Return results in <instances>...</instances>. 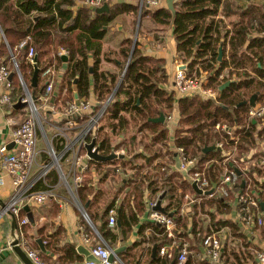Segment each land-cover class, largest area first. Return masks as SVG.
<instances>
[{
    "label": "trees",
    "instance_id": "obj_1",
    "mask_svg": "<svg viewBox=\"0 0 264 264\" xmlns=\"http://www.w3.org/2000/svg\"><path fill=\"white\" fill-rule=\"evenodd\" d=\"M225 1L175 0L174 15L167 7H155L152 10V22L163 25L172 24L176 52L187 64V75H191L193 71L196 75H199L201 71H205L207 86L216 89H219L220 84L224 81L233 79V75L235 76L234 81L223 90H219L217 101L210 98L205 99L198 95L176 99L173 93H168L159 86L165 79L159 61L143 55L134 46L123 78L107 105L104 115L110 120L108 127L111 128L112 132H123L124 128H128L130 122L137 133H143L147 130V135L142 134L139 136L138 143L143 146V149L134 154L133 161L113 159L100 162L90 159L89 162L129 164L136 169H141L144 165L142 163L138 164V162L139 158H142L145 164H149L157 157L155 152L157 149H152L155 144L159 143L168 147L169 130L164 122H152L148 118L156 117L161 112L167 115L174 106L179 115L174 127V146L183 147L186 153L197 157L199 159V169L206 161H209L205 171L210 182L218 180L223 172V166H235L233 158L226 156V153L223 152L224 149H231L235 146L237 149L235 157L240 159L245 151L254 144L252 131L255 129V123L246 115L249 105H236L240 101L248 99L253 93H257V100L264 101V13L254 10V14H247V20H245L244 13L241 20L232 22L231 27L227 28L223 19L216 17L219 7ZM72 5L73 0H0V28L7 38L10 53L14 55L22 79L27 84L29 91H34L35 100H37L39 94L37 86H31L34 68H38L37 80L39 82L42 69L50 65L53 58L56 60V66L58 67L61 56L57 55L56 51L59 47L67 50L65 69L67 95H64V100H73V85H75L80 99L87 98L92 93L96 101H103L114 90L122 71V65L119 66L120 70L117 73L99 68L102 39L107 30L104 26H107L108 22L121 12L127 10L138 12L139 5L134 6L126 3L116 6L108 12L100 13L86 6H81L73 11L71 9ZM149 7H152V5L148 4L147 0H142L141 17L148 13ZM252 28L258 32V35L249 37ZM26 35L30 36V40L25 46L18 48V43ZM123 43H127V46H123L121 49L126 60L130 53L131 41L125 40ZM220 45L222 46V58L219 61L217 56ZM30 46L34 48V63H31L27 57ZM50 50L54 53L53 58L49 57L48 59L47 57L43 60V57ZM10 56L5 45H2L0 58L3 57L4 60H8ZM90 56L92 57L91 64L88 60ZM3 62L6 63V61ZM258 63H260V66H258ZM9 67L13 74L12 99H21L24 97V89L12 62ZM249 69L258 78L251 75ZM222 72L224 75L219 79ZM63 86L58 90V93L62 91ZM92 106L93 109H91L89 116L85 115L86 112L82 118L88 119L91 115H94L101 105L94 103ZM9 107L12 111H15L13 104ZM44 116L48 120L51 119L48 112L44 113ZM222 122H225L228 127L242 126L238 140L234 141L230 139L225 131L215 129V125ZM101 129L102 127L94 126L86 136V141L89 142L92 138L95 139V146L102 154H108L112 150L115 151L120 144L125 146L127 143H131L133 145L134 140L137 138L133 134L128 141L124 140L111 145L109 142L110 136L99 135ZM58 141L61 144H58ZM216 141H222L223 147L215 148L206 153L203 152L204 146L213 144ZM54 143L57 150L63 147L60 138L54 139ZM81 150L85 151L84 146ZM126 152L133 154V150L126 149ZM217 162H221V167L217 165ZM253 170H256L259 175L264 173L263 169ZM248 173L250 174V171ZM145 176L140 174V182H136V185L130 190L129 197L133 196V204L130 205V199L127 196L124 200L126 203H121L117 211L116 228L120 230L123 237H127L132 226L138 222V214L144 210V193L141 189ZM159 176L160 174L158 175L155 172L154 178L148 181L146 187L153 199L159 200L163 194L161 198L162 207L164 213L167 215L171 213L170 216L177 223V230H174L177 239L187 235L186 231L189 223L191 224L190 232L197 236L196 227L198 221L202 219L200 215L202 213L209 215V226L229 222L217 218L218 214L226 211L224 209L227 204L225 201L229 197H223L219 194L206 197L197 193L192 188L189 180L183 178L179 171L161 174L162 180L160 183ZM247 178V175L242 171L236 185L238 190L245 187V183L248 182ZM252 184L254 189L259 186L256 181H253ZM186 189L193 193L195 197H199L200 201L193 203V214L181 215L180 204ZM82 192L83 187L78 189V194L80 200L85 202L87 199ZM257 197L259 200L264 199V195L259 191ZM112 205L107 206L102 215V224L98 225L97 229L103 238L109 242L108 244L114 248L117 234L107 225V212ZM210 207L214 208V212L209 210ZM22 217L23 209L20 210V218ZM214 218H217V220H214ZM24 225L20 226L19 234L23 235ZM147 226L154 230L151 241L157 245L154 256L149 252L150 256L147 264H176L179 246L172 247L170 256L167 254L159 255L160 247L171 244L173 237L168 236L164 232V227L153 220L143 222L139 227V232ZM179 228H182L183 231L178 230ZM199 230L201 231V237L200 235L196 237L195 243L198 242L199 237L202 240L204 236L212 233L209 232L208 226L205 229L200 227ZM50 243L51 239L46 238V249L49 248ZM135 244L134 242L132 245ZM191 246L198 254H201L200 248L196 244ZM225 247V244H222L217 263L206 255L200 257L190 256L186 264H231L229 263L231 257L229 254L232 252L231 254L237 258L238 253L234 251L235 249H232L227 254ZM125 251L118 253L120 258L121 253ZM39 254L45 260V256L41 251H39Z\"/></svg>",
    "mask_w": 264,
    "mask_h": 264
},
{
    "label": "crops",
    "instance_id": "obj_2",
    "mask_svg": "<svg viewBox=\"0 0 264 264\" xmlns=\"http://www.w3.org/2000/svg\"><path fill=\"white\" fill-rule=\"evenodd\" d=\"M106 3L108 4V11L116 8V6H120L126 3L134 6H137L138 4L139 6L138 12L132 10L121 12L115 15L108 22L107 26H105V29L107 30L102 39V53L99 68L101 70H108L117 73L120 70L119 66L122 65V71L118 77L119 81L120 77L122 76V73L125 72V68L129 61V56H131L132 49L134 48V46H136L143 55L152 57L153 59L159 61L160 68L165 75L163 83L160 84L162 85V87L160 85L159 86L165 89L168 93H173L174 98L177 99L178 97H180L175 92L173 87V74L176 68H183L187 73V64L186 62H184L182 57L177 55L172 24L170 23V25H163L154 24L152 22V10L155 7H166L165 1L160 0L157 6L149 7L148 13L142 17L140 15L142 0H106ZM81 6H84L81 0H73V5L71 6V9L75 11ZM254 10L257 12L264 13V0H226L223 5L219 7V11L216 17H218L219 19H223L226 27L230 28L231 23L241 20L244 13L245 20H247V14H254ZM257 35L258 32L252 28L250 30L249 37ZM112 40H116L117 44L112 45V47H109V44ZM125 40L131 41L130 53L126 60L124 59V56L121 52L122 47L127 46V43H123ZM2 45H5V48L8 51L9 55H13L12 53H10L11 50L9 48L7 38L0 28V48ZM18 45L17 47L19 48ZM63 55L66 56L67 54L60 55L61 61L58 67L56 66V60L53 58L54 53L52 52V50H50L49 53H47L43 57V60L45 58L47 59V57L48 59L49 57L53 58V61L50 65H52V68L54 70V83L51 98H49V101L54 102L57 111L60 112L66 105V103L70 102V100L63 99L64 95H67V84L65 78L67 56L65 60H63ZM4 59L5 58L1 57L0 61H6V64L11 66V59ZM88 60L91 64L92 57L90 56ZM258 66H260V63H258ZM250 73L255 78H258V76L254 72L250 71ZM192 74H195V72L193 71ZM223 75L224 73L222 72L219 76V79ZM196 76L201 79L203 83H207V74L205 71H201L200 74ZM234 78L235 76L233 75V79L229 80H234ZM45 82L46 79L41 77L40 73V80L39 82L38 80L36 81V86L39 95L35 102L38 108H40L44 124H47L51 127V129L53 130V135L51 138H49L44 125L43 133L38 132V164L32 167L30 173L31 179H33V177L39 170V164L41 162L45 163L49 161V157L46 153L48 142H51L52 146L56 151L61 150H57L54 143V139L59 138L56 136V127L58 126V124L62 123L59 114L57 111L51 112L41 101V99H39V96H41L43 93L45 86L43 84H45ZM62 86V91L58 93V90ZM18 99L13 100V102L16 103ZM85 99H87L91 103L90 109L87 111V113L85 112V115L89 116L91 109H93L92 105L96 103V100L92 93H90V95ZM260 103H264V101H259L256 98L255 104ZM14 109L15 111H12L9 105L6 104L0 105V145L3 143L9 144L10 130L12 128V125L10 124L9 120L12 118L16 122H19L26 116L28 106L25 105ZM46 112L50 114L51 119L48 120L45 118L44 113ZM167 115L171 116V118L167 119ZM167 115L164 114V124L167 125L169 130L168 147H165L159 143L155 144L152 149H157L155 150V152L157 153V157L153 159L149 164H145L144 160L142 158H139L138 164L142 163L144 165L141 169H136L134 166L129 164H97L89 162L90 159L86 157V150H81L80 152L83 157L82 164L85 167L83 169H80L82 179L79 183H77V185H75L72 177H69L68 184H61L59 182L58 172L54 169L50 170L49 174L46 177V182L53 188L54 195L45 203L40 205H36L28 201L24 202L21 205V209H23V217H26L28 219V222L25 223V225L23 224L25 226V231L23 230V235L18 234L20 241L25 240L27 246L32 249L38 250V252L41 251L45 256L44 261L47 264H85V262L87 261L86 256L78 251V246L82 245L83 247L91 251L92 246L99 241L98 234L103 238V236L99 233L97 226L102 224V215L104 214V211L106 210L108 205L113 204L110 208L114 207L115 209L117 224V211L120 207V204L126 203L124 200L127 196L129 197L130 190L134 185H136L135 183L140 182L141 174L146 175L144 177V182L141 189L144 193L145 207L144 210L138 214L137 224L132 226V229L130 230L127 237H123L122 234H120V230L116 228V224L112 228H110L109 226L108 227L117 234V240L114 248L122 247L120 252L126 250L125 252L121 253V260L123 264H147L150 256L149 252H151L152 246L155 244L151 241V236L154 235V230L151 227L147 226L143 231L139 232V227L143 222H148L152 220L148 215L150 213L148 202L153 198L149 194V190L146 187L147 183L151 178H154L155 172L158 173V175L160 174V183L162 180L161 174H169L170 172L172 173L179 171L177 168L179 163V153L177 152V147H175L173 143L174 127L176 126V122L179 117L176 107L174 106L171 112H169ZM88 119H78V127L87 123ZM99 121L98 124H96L97 127H102L99 135L105 137L110 136L109 142L111 145H115L118 142L124 140L128 141L129 137L133 134L137 136L136 140H134L133 142V145L131 143H127V145L125 146L120 144V146L116 149L117 151L123 150L125 153H127L126 149L129 151L133 150L134 154L138 151H142L143 146L138 143L140 139L139 136L142 134L147 135V130L143 133H137L135 132V129L133 128L132 123L130 122L128 128H124L123 132H112L111 128L108 127L110 120L107 116L103 115V117ZM252 122L255 123V129L252 131L254 144L247 151H245L243 157L241 156L240 159H236L235 156L237 153V149L235 146H233L231 149H224L223 152L226 153V156H228L229 152L232 154L231 158H233V161L235 162L234 167H236L240 171V174L243 171L245 175H247V177H250L252 179L251 182H258V191L264 195V173L262 175H259L256 170H253L257 169L255 163H257L258 161V157L261 153L262 143L264 142V130L262 128L264 127V123H261L258 119H254L252 120ZM233 127L234 133L237 134V138L233 140L236 141L240 136L239 131L241 130L242 126L234 125ZM74 134L75 131L69 132V135ZM39 137L41 138V140L39 139ZM40 141L43 142V144L45 145L44 147L40 146ZM58 144H61V142L58 141ZM69 158L70 156L67 154L65 155L64 159L61 160V166L64 171L68 170ZM217 163V165L221 167V162ZM224 168L225 166H223L222 169ZM248 171H250V174L248 173ZM179 172L181 173L183 178L188 179L181 171ZM190 183L192 184V182ZM37 186H39V184H37ZM81 187H83L82 193L86 196L87 199L85 202L80 200V196L78 194V189H80ZM11 194V178L7 173L3 171L0 166V264H24L13 251V249H11V247L9 246V243L12 238V225L11 216L6 213L5 206ZM72 194H75V197H77L90 223H88L84 219L81 209L73 201ZM189 198L194 199L195 201L188 203ZM129 199L130 205H132L133 196L131 195ZM198 201H200V198L195 197L193 193L186 189L185 195L180 204V214H193L192 205L194 202ZM259 201H264V199H261ZM225 202L227 203L226 207L224 208L226 209V211L222 214H218L217 218L229 221L227 224L220 223L218 225L216 224L215 226H209V215L202 213L200 214L202 219L198 221L196 227V230L198 231V234H196L197 236H194L193 233L190 232L189 228L191 227V224H188V230L186 231L187 235L182 238L189 243V247L192 251H194L195 249L192 248L191 245L196 244V246L200 248L201 253L198 254V252L194 251L191 254V257H200L207 255L201 244V231L199 229L200 227L205 229L206 226H208L209 232L211 231L212 234H218V236L221 237L222 244H225L226 246L225 248L227 254H229L232 249H235L234 251L238 253L237 258H235L234 255L231 254L232 252L229 254V256H231L229 258V263L260 264L257 260L256 252L264 248V225L255 227L244 226L238 219V205L235 196L232 194ZM209 210L214 212V208L210 207ZM260 210L264 218V209H262L261 205ZM217 218H214V220H217ZM16 222V232L18 233V230L20 232V226L18 225L17 219ZM176 230L177 223L175 227V231ZM178 230L183 231L182 228H179ZM82 232H85L88 235L89 242H85L82 239ZM155 235L157 236V234ZM199 235V240L197 243H195L194 240ZM46 238L51 239V243L49 248H45V252H43L39 247L37 239H41L45 247ZM134 242L136 244L132 245ZM106 243L108 244L109 242L106 241ZM20 245L22 247V243ZM72 248H74L75 250H72Z\"/></svg>",
    "mask_w": 264,
    "mask_h": 264
},
{
    "label": "built area",
    "instance_id": "obj_3",
    "mask_svg": "<svg viewBox=\"0 0 264 264\" xmlns=\"http://www.w3.org/2000/svg\"><path fill=\"white\" fill-rule=\"evenodd\" d=\"M82 4L92 10L101 6L106 0H81ZM160 0H148V3L152 6H157ZM30 40V36L26 35L19 43V48L25 46ZM34 48L29 47L28 49V60L34 63L33 60ZM58 55L67 54V50L59 47L57 51ZM16 71L17 77L24 89V97L21 100L28 99L27 104L28 111L26 116L19 122L14 119H10L9 122L12 125L10 130V140L12 146L8 147L7 143L0 145V166L5 173L11 178L12 183V194L6 204L8 209L14 217L18 220V225L21 226L28 222L26 217L20 218L21 205L24 202H30L36 205L45 203L48 199L53 197V188L47 184L46 177L50 170L54 169L58 172L59 182L61 184H68L69 177H72L75 185L82 179L80 169L85 166L82 164L81 148L84 146L86 136L98 121L103 117L107 105L111 101L110 95L103 101L97 100L96 103L100 104L98 111L91 115L84 125L78 127L77 120L82 119L85 112H87L91 103L85 98L79 99V103L75 102V99L67 102L63 109L57 111L54 102H50L53 83H54V70L52 65H48L41 71V77L46 79L44 90L39 99L46 105L51 111H57L62 121L56 127V136L62 139L63 147L60 151H56L52 146L51 142L47 143L46 153L49 157V161L39 164V170L36 175L31 179L30 173L32 167L38 164V132L43 133V126L40 125V118L43 120L40 108H38L35 99H30L29 89L27 90V84L22 79V76L18 70L17 63L14 59V55L10 56ZM12 71L8 64L0 62V105H12ZM206 83V82H205ZM201 79L195 74L187 75L185 69L176 68L173 74V87L175 92L180 97H192L198 95L205 99H213L217 101L219 97V89L207 86ZM247 118L252 120L258 119L261 123H264V103L255 104L249 106L246 112ZM167 119L171 116L167 115ZM264 130V127H262ZM78 129V130H76ZM215 129L222 130L229 135L230 139H236L237 134L234 133V127H228L225 122L217 123ZM70 131H75L74 135H69ZM216 147H223L222 141H216L213 143ZM115 152L120 153L123 150ZM179 153L178 170L181 171L190 182H195L197 186L202 190L213 189L209 194H203L206 197H210L214 194H219L223 197H229L232 194L235 196L238 205V219L246 227L261 226L264 224V218L260 210V201L257 198L258 187L254 189L251 182V178L248 177V182L245 183V187L242 190H238L236 185L239 182V174L233 167H225L222 174L217 181L210 182L207 173L205 171L206 165H209V161H206L202 167H198L199 159L191 156L185 152L183 147H177ZM69 155L68 170L64 171L61 166V160L64 159L65 155ZM228 156L232 154L229 152ZM257 168L264 169V142L262 143L261 153L258 157ZM39 184V186H37ZM202 194V193H201ZM187 197V196H186ZM73 201L81 209L84 219L90 223L86 213L81 207L75 194H72ZM195 201L194 199H188L189 202ZM157 200L152 199L148 202L150 207V218L155 221L158 225L164 227V232L168 236L173 237L171 244L163 245L159 249L160 255L167 254L171 255V249L173 246H179V251L176 257V264H186V261L195 251H192L189 247V243L183 239L177 237L174 234L176 227L175 220L164 212L154 209ZM107 225L112 228L116 224V213L114 207L108 210ZM19 232L17 233L18 236ZM19 237V236H18ZM99 241L92 246L91 253L96 257L97 261H86L85 264H108V257L112 252L111 248L106 241L98 234ZM82 239L85 242H89V237L85 232H82ZM22 247L24 248L27 256L31 259L34 264H47L40 256L38 250L32 249L27 246L25 240H21ZM201 244L205 253L211 258L212 261L217 263L220 257V248L222 246V239L218 234H208L202 238ZM8 245V244H7ZM1 249V246H0ZM257 260L260 264H264V248L256 252ZM113 264H123L121 258L115 255Z\"/></svg>",
    "mask_w": 264,
    "mask_h": 264
},
{
    "label": "water",
    "instance_id": "obj_4",
    "mask_svg": "<svg viewBox=\"0 0 264 264\" xmlns=\"http://www.w3.org/2000/svg\"><path fill=\"white\" fill-rule=\"evenodd\" d=\"M164 1H165V4H166V7L171 11L172 15H174V13H175L174 1L175 0H164ZM108 9H109L108 8V4L105 2L101 6L97 7L95 9V11L100 13V12L108 11ZM104 28H105V26H104ZM221 58H222V46L220 45L218 47L217 59L220 61ZM129 59H130V56H129ZM123 73H122V76H123ZM37 75H38V68L35 67L33 75H32V79H31V86H33V87H35L37 85V83H36ZM11 76H12V74L10 75V77ZM122 76L120 77V80L118 81V83L115 86L114 90L110 94L111 98L113 97L114 92L117 89V87H118V85H119V83H120V81L122 79ZM233 81L234 80H226V81H224L223 83L220 84L219 90H223L225 87H227ZM160 86L162 87V85H160ZM73 89H74L73 97L75 99V102L79 103V97L77 95L76 86L75 85H74ZM27 90H28V87H27ZM29 93H30V99L34 100L35 99L34 91H31V92L29 91ZM256 98H257V93H253L248 99L242 100L239 103H237L236 106H240V105H243V104H248L250 106H254ZM28 102H29L28 99H24V100L18 99L16 101V103H14L13 107L14 108L22 107V106L27 105ZM164 119H165V116H164V114L162 112L160 114H158V116H156V117H149L148 118L149 121L160 122V123H163ZM7 146L11 147L12 146V142H10ZM84 148L86 150V157L88 159H92V160H96V161L106 162V161L113 160V159L133 161V159H134V153L133 154H127V153H123V152L117 153L115 151H110V153H108V154L100 153L98 151L97 146H95V139H93V138L89 142L84 144ZM215 148H218V147H216L214 144L206 145V146L203 147V152L206 153V152L214 150ZM234 169L236 170V172L238 174H240V171L236 167H234ZM191 186L199 194H201V193L202 194H209V193H211L213 191V189L202 191L197 186V184L195 182H192ZM162 197H163V194L160 196V199L157 200L156 205L154 206V209H156L158 211H161V212H164V209H163V207L161 205V198ZM260 205H261L262 209H264V201H260ZM5 211H6L7 214H9L11 216L12 238H11V241L9 243V246L11 247V249H13V251L16 253V255L19 257V259L24 264H34L31 261V259L27 256L25 250L20 245V238L17 236V232H16V229H17L16 218L14 217V215L8 209H6V206H5ZM169 215H171V213H169ZM37 242L39 244L40 249L43 252H45V247H44L43 241L41 239H37ZM156 247H157L156 244H154L152 246V249H151V255L152 256H154L155 253H156ZM77 249H78L79 252L83 253L86 256V260L87 261H90V260L91 261H97L96 257H94V255L91 253V251H89L87 248L83 247L82 245H79ZM121 249H122V247H117V248H114L112 250V252L110 253V255L108 257V262H109L108 264H113V260H114L115 255H118V253L120 252Z\"/></svg>",
    "mask_w": 264,
    "mask_h": 264
},
{
    "label": "rangeland",
    "instance_id": "obj_5",
    "mask_svg": "<svg viewBox=\"0 0 264 264\" xmlns=\"http://www.w3.org/2000/svg\"><path fill=\"white\" fill-rule=\"evenodd\" d=\"M117 43H116V40H112L111 42H110V44H109V47H112V45H116ZM65 58H66V56H62V59L63 60H65ZM100 122V121H99ZM40 125H41V127L44 125L45 126V130H46V133H47V135L49 136V138H51L52 137V135H53V130L51 129V127L50 126H48L47 124H44V121L40 118ZM39 139L41 140V138L39 137ZM40 143H41V145L40 146H42V147H44L45 145L43 144V142H41L40 141Z\"/></svg>",
    "mask_w": 264,
    "mask_h": 264
}]
</instances>
